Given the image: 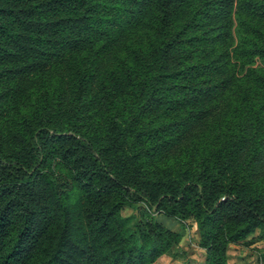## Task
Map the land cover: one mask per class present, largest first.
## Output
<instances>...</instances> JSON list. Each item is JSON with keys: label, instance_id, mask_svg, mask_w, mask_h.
<instances>
[{"label": "trees", "instance_id": "16d2710c", "mask_svg": "<svg viewBox=\"0 0 264 264\" xmlns=\"http://www.w3.org/2000/svg\"><path fill=\"white\" fill-rule=\"evenodd\" d=\"M188 221L204 264L264 232V0H0V264H157Z\"/></svg>", "mask_w": 264, "mask_h": 264}, {"label": "rangeland", "instance_id": "374dc122", "mask_svg": "<svg viewBox=\"0 0 264 264\" xmlns=\"http://www.w3.org/2000/svg\"><path fill=\"white\" fill-rule=\"evenodd\" d=\"M134 212L126 209L123 214L129 215ZM157 219L165 226L174 231H182L180 223L176 219H168L162 214L156 215ZM199 235L195 221H188L180 243L181 253L177 258L170 255L162 256L157 264H204L205 254L198 245ZM253 241L251 244H233L228 249L229 264H264V232L257 230L247 238Z\"/></svg>", "mask_w": 264, "mask_h": 264}, {"label": "water", "instance_id": "95a60500", "mask_svg": "<svg viewBox=\"0 0 264 264\" xmlns=\"http://www.w3.org/2000/svg\"><path fill=\"white\" fill-rule=\"evenodd\" d=\"M157 206H154V210H156Z\"/></svg>", "mask_w": 264, "mask_h": 264}, {"label": "crops", "instance_id": "0c3cea01", "mask_svg": "<svg viewBox=\"0 0 264 264\" xmlns=\"http://www.w3.org/2000/svg\"><path fill=\"white\" fill-rule=\"evenodd\" d=\"M163 256H165V255H163ZM162 257V256H161Z\"/></svg>", "mask_w": 264, "mask_h": 264}]
</instances>
